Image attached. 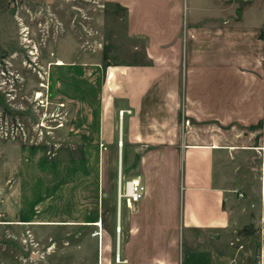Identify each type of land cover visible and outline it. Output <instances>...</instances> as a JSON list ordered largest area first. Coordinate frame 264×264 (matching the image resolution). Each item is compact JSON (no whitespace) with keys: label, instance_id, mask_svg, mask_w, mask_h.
I'll return each mask as SVG.
<instances>
[{"label":"crops","instance_id":"obj_1","mask_svg":"<svg viewBox=\"0 0 264 264\" xmlns=\"http://www.w3.org/2000/svg\"><path fill=\"white\" fill-rule=\"evenodd\" d=\"M129 1L121 0L128 9L127 34L152 37L146 46L152 63L148 67L106 68L104 75L107 78L108 74L106 83L109 84L106 88L104 85L103 93L116 90L117 94H106L101 105H96L95 101V105L89 107L90 113L97 115L103 106L99 121L96 117L90 122L81 120L78 106L75 117L78 116L70 121L66 135L84 139L87 145H96L98 141L108 144L114 138L108 121L113 112L108 114L104 110L109 100L126 108L117 121V134H120L117 153L125 157L124 168L128 156L134 158V166L127 171L134 169V177L145 187L143 198L135 203L134 225L128 221V231L136 237H144L146 244L142 252L137 249L138 244L124 246L121 255L125 262L122 263L130 264L132 259L135 264L138 261L145 264H238L227 257L238 255V249L230 247L231 240L240 238L251 227L260 226V219L264 221V138L256 144L253 131L224 133L220 126L225 108L231 109L229 114L237 118L238 124H247L245 120L240 121V109L255 108L263 102L258 100L261 94H257L263 93V88L239 82L234 71L239 70L238 58L231 53L234 43L249 37L262 43L264 50L262 23L250 19L251 12L254 13L252 3L239 9L236 3L225 7L222 0H180L182 3L168 0L166 26L150 27L136 22L138 17L142 21L146 19L139 12L142 10L150 13L146 17H153L163 12L166 4L157 0ZM176 12L183 13L182 21L176 20ZM227 44L231 45L227 54L218 57L217 47ZM56 60L55 66L57 62L63 65L62 60ZM81 72L73 70L72 81L80 77ZM224 74L226 84L222 83ZM78 81L72 87L73 95L81 94L80 99H85L86 95L91 98L90 91ZM145 92L152 93L149 102L145 101ZM99 97L102 99L100 94ZM145 107L166 109V116H161L159 110L146 115ZM236 129L239 128L236 126ZM34 164L48 162L33 159L26 147L0 139V235L11 236L15 232L28 235L32 226L80 224L101 228L97 221L80 222L86 216L73 194L71 202L42 200L40 194L44 191L38 189L43 187V179L38 169L33 168ZM117 165L118 186L121 164L117 162ZM53 182L46 186L53 187ZM52 191L54 195L63 192ZM49 204H55V214L50 216L47 211L43 215ZM116 208L118 245L121 230L118 195ZM261 235L257 264H264V227ZM164 237L184 240V246L178 244L166 254V247L161 245ZM153 244L158 247L153 248ZM7 247L11 244L0 243V250ZM10 261L8 259L6 264Z\"/></svg>","mask_w":264,"mask_h":264},{"label":"rangeland","instance_id":"obj_2","mask_svg":"<svg viewBox=\"0 0 264 264\" xmlns=\"http://www.w3.org/2000/svg\"><path fill=\"white\" fill-rule=\"evenodd\" d=\"M157 1L166 4L163 12L146 17L150 13L141 10L139 13L144 14L146 19L142 21L138 17L136 22L147 23L150 27H157L158 24L166 26L168 0ZM177 2L182 3L180 0ZM221 3L225 7L236 3L239 9L252 3L254 13L251 12L250 19L260 20V29L264 34V0H222ZM127 14L128 9L121 0H0V139L26 147L30 149L33 159L48 162L33 165L42 175L43 187L38 189L44 191L40 194L42 200L71 202L73 194L74 200L79 202L80 211L86 216L80 222L101 223V228L80 224L32 226L28 235L18 232L11 236L0 235V243L11 244V247L0 250V264H6L8 259L11 260L10 264H125L121 255L124 246L138 244L137 249L145 251L144 237H136L128 231L129 222L134 225L132 215L136 204L125 206L122 197L121 230L116 245V142L120 137L117 134V121H120V113L126 108L110 100L108 108L105 107L104 111H108V114L113 112L108 116V121L113 127L114 138L108 144L98 141L96 145H87L84 139H72V136L66 135L70 121L73 122V118L78 116L75 117L78 106L81 107V120L90 122L96 117L99 121L104 113L101 112L103 106L97 115L91 114L89 107L95 105V101L96 105H101L106 94H117L116 90L103 93L104 85L106 88L109 84L106 83L108 74L107 78L104 75L106 68L151 65L146 46L152 37L129 36ZM182 15L176 12V20L182 21ZM232 46L234 49L231 53L238 58L236 67L239 70L232 69L237 73L239 82L264 89L262 43L249 37ZM229 47L231 45L228 44L223 48L218 46V57L226 55ZM56 59L62 60L63 65L55 66ZM75 69L82 71L80 77L74 78L76 82L72 81ZM225 77L226 74L222 79L224 84L227 83ZM77 80L90 91L91 98L86 95L85 99H80L81 94L78 97L73 95L72 87L77 85ZM37 92L42 95L40 99L35 98ZM257 94H261L258 100H263L260 106L240 109V121L245 120L247 124H238L237 118L229 114L231 109H224L223 124L220 126L222 132L249 130L255 133L256 144L263 141L264 92ZM151 95V92H145V101L149 102ZM143 110L146 115L159 110L161 116H166V109L163 108L145 107ZM143 117L147 116L143 114ZM124 158L121 155L120 196L124 193V183L136 177L134 169L127 171L134 166V158L128 156L126 168ZM52 181H55V185L48 188L46 185ZM55 189L63 192L54 195L52 190ZM54 205L46 206L48 208L43 215L47 211L50 216L55 214ZM127 214L131 219L127 220ZM259 225L249 228L240 238L231 240L230 247L238 249V255L227 256L228 260L233 258L238 264H257V248L263 238V219H260ZM176 241L172 237L163 238L161 245L166 247V254H170L178 244L184 246V240ZM154 247L157 248V244H153ZM130 264H135V261L131 259ZM137 264H145V261H138Z\"/></svg>","mask_w":264,"mask_h":264},{"label":"built area","instance_id":"obj_3","mask_svg":"<svg viewBox=\"0 0 264 264\" xmlns=\"http://www.w3.org/2000/svg\"><path fill=\"white\" fill-rule=\"evenodd\" d=\"M144 194L145 187L142 185L140 180L135 177L129 178L124 183V193L121 197L122 199H124L126 206H129V204L132 205L140 201L143 198ZM238 196H240V194Z\"/></svg>","mask_w":264,"mask_h":264},{"label":"bare ground","instance_id":"obj_4","mask_svg":"<svg viewBox=\"0 0 264 264\" xmlns=\"http://www.w3.org/2000/svg\"><path fill=\"white\" fill-rule=\"evenodd\" d=\"M56 65L57 66H59V65H62V63L61 62H57L56 63ZM42 95H41V93L40 92H37V94H36V96H35V98L36 99H40V97H41ZM121 117H122V112H121ZM118 146H119V148H121V146H122V144H121V142H119L118 143ZM118 164L120 165L121 164V157L120 156H118ZM118 166V165H117ZM119 172V171H118ZM121 174V173H120ZM120 179H119V181H121V175H120V177H119ZM120 182H119V184H118V203H119V201H120ZM130 205V204H129ZM117 209V208H116ZM118 211V210H117ZM117 213V212H116ZM118 215V214H117ZM118 217V216H117ZM118 224V223H117ZM115 232H118L119 233V226L117 227V231H116V229H115ZM118 244V243H117ZM118 261H119V258H118Z\"/></svg>","mask_w":264,"mask_h":264}]
</instances>
